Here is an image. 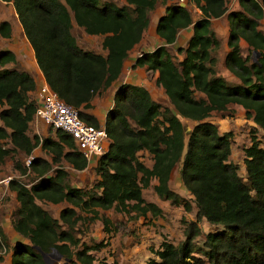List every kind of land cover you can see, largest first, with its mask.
<instances>
[{"label": "trees", "instance_id": "16d2710c", "mask_svg": "<svg viewBox=\"0 0 264 264\" xmlns=\"http://www.w3.org/2000/svg\"><path fill=\"white\" fill-rule=\"evenodd\" d=\"M0 1L11 3L48 87L75 108L84 123L99 127L96 118L85 110L91 107L93 97L117 78L129 50L147 27L149 11L157 0H122L125 5L121 7L100 0ZM237 1L241 10L226 13L228 51L224 57L225 68L239 80L236 85L215 74V58L210 54L218 46L209 28L210 19L225 13L224 0H192L200 12L194 22L185 7L174 2L164 7L155 25L163 44L142 52L131 68L156 72L155 82L171 109L162 108L143 86L120 84L104 116L109 144L96 160L98 180L90 190L69 185L67 172L60 167L61 161L74 170H82L87 164L73 150L67 134L55 130L54 139L27 136L36 108L29 97L35 84L28 73L3 68L14 61V56L8 50L0 51V164L12 153L28 156L37 146L50 155V162L32 157L27 166L13 161L20 175L28 170L34 176L29 186L15 179L7 182L18 204L11 213V226L26 239L9 245L0 228V251L10 250V264H116L98 261L93 255L108 245L112 233L110 220L97 209L133 212L136 217L146 213L157 216L161 210L142 197V189L155 180L152 189L159 199L188 211L189 202L168 186L178 163L180 181L192 197L195 221L181 217L183 239L175 245L163 240L150 251L156 259H148L146 264H264V149L251 132L250 143L243 149L242 180L236 165L228 160L231 132L218 133L207 120L212 112L236 104L264 130V33L258 29L264 0ZM71 22L88 35H102L105 56L84 51L70 41ZM189 25L191 36L185 47L176 49L182 55L176 63L167 45ZM9 35V23L0 21V36ZM239 39L248 46L244 56ZM195 92L203 97H195ZM181 119L193 123L188 135H184ZM140 151L150 155V168L139 160ZM49 170L52 175H46ZM36 200L53 204L64 201L69 206L53 218ZM199 219L220 226L204 234L200 245L194 242L200 232L196 224ZM95 220L101 223L105 238L89 244L80 242L78 224ZM54 252L58 260L49 259Z\"/></svg>", "mask_w": 264, "mask_h": 264}, {"label": "rangeland", "instance_id": "374dc122", "mask_svg": "<svg viewBox=\"0 0 264 264\" xmlns=\"http://www.w3.org/2000/svg\"><path fill=\"white\" fill-rule=\"evenodd\" d=\"M104 1L108 0H100L101 3ZM172 1L175 2L174 0H157L154 8L150 11H158L160 8H164ZM116 3L119 7L125 5L124 2L120 3L117 1ZM184 7L189 11L190 16H200L193 3H187ZM259 27V30L264 33V18L260 21ZM82 32V28L73 23V28L70 33V41L77 45L78 33H81L84 36L88 35ZM89 44L88 47L91 48V52L94 49H98L99 51L101 50L102 52L105 51L104 49L103 51L99 46L96 48L97 44H95V42H89ZM246 53L247 49L242 54L246 55ZM254 58V56H250L251 61L254 60ZM174 61L177 63L176 56H174ZM123 63L124 68L120 70L117 78L111 83L110 88H108V91L106 89L98 95L106 94L105 98L112 100V90L117 84L130 83L141 85L148 91L151 98L157 101L162 108L166 107L171 109L163 89L155 82V73L146 69L131 68L132 59L129 54L124 59ZM44 83L45 81L42 80L40 84ZM194 96L197 98L203 97L198 92H195ZM238 108V106L230 104L224 111L211 113L210 118H207V120L216 126L218 133L228 131L231 132L232 139L228 160L236 165L238 175L242 178V180H245V171L242 162L243 149L250 143L251 132L254 133L256 139L259 141V146L264 149V130L254 126L251 119L245 116L244 109L242 107V109ZM31 122L33 123L30 124V132H34L40 139H43L44 137L54 139V131L59 130L53 129L51 126L43 125L42 123L39 127V122L34 121V118ZM181 122L184 129V135H188L193 123L185 119H181ZM37 123L38 125L36 128L35 125ZM101 127H103V125ZM34 133L29 137H32ZM32 157H40L43 160L50 162V155L40 150L39 146H37L28 156H24L21 152L12 153L11 157L5 158L2 164H0V179L4 178L5 182V184L0 183V219L1 216L4 219L6 215H10V213L14 210L13 203L10 201L11 196L8 194V180L15 179L26 184V186H29L30 180L34 176L33 173L28 172V170H26L24 175H20L18 171L14 170L13 161H18L22 166H27L30 162H28L27 159H32ZM138 157L143 164H149L151 160L148 153H143ZM60 167L67 172L66 180L68 184H72L73 187L77 186L76 188H80L82 190H90L98 179L94 171V166L91 164H87L82 170H74L67 162L61 161ZM178 167L179 163L172 169L168 180V186L172 191L179 194L182 199L189 202L190 209L188 211H184L181 206H173L167 201L159 199L152 189V186L156 183L153 182L154 180L150 183V185H148V187L142 189V197L145 201L154 203L161 210V214L152 216L150 213H146L144 216L136 217L133 215V212H129L127 214L123 212H116L112 208L108 210L98 209L99 215L105 216L110 220L112 233L110 234L108 245L97 252H93L96 260H105L109 263L115 261L116 264H146L148 259H156L154 254L150 251L156 250L163 240L175 245L183 239V225L180 223V218L183 217L188 221H195V208L192 202V197L188 194L180 181ZM46 175H52V170H49ZM94 192L98 193V190L94 189ZM36 203L42 209L49 212L51 207L49 203L40 200H36ZM76 211L79 215H82V213L77 209ZM196 224L200 232L199 235L194 238V242L199 245L203 240L204 234L207 232H214L220 228V226L208 224L204 219L197 220ZM77 228L78 232L76 233V236L79 240H82L83 243L87 242L89 244L91 242H98L105 238L102 225L99 221H93L92 223H79ZM54 258V254L49 257L51 260Z\"/></svg>", "mask_w": 264, "mask_h": 264}, {"label": "crops", "instance_id": "0c3cea01", "mask_svg": "<svg viewBox=\"0 0 264 264\" xmlns=\"http://www.w3.org/2000/svg\"><path fill=\"white\" fill-rule=\"evenodd\" d=\"M108 1H112L116 5H117V3H116L117 1L120 3L123 2L122 0H108ZM256 1L260 2L261 0H256ZM167 2H169V1H167ZM224 3H225V7H226L225 13H223L221 16H219L217 18L210 19L209 28L214 33V35L218 41V46L213 51H210V54H211V56H213L215 58V65H214L215 74L221 76L228 84L230 83L231 85H236L239 83V80L235 76H233L224 66V57L228 51V48H227L228 22H227L226 13L230 12V11H239L241 9H240V6H239L237 0H224ZM120 5H122V4H120ZM156 7H155V9H156ZM196 11L198 12V14H200L198 9H196ZM163 13H164V8H160V10L155 11V12H151V11L149 12L147 27L142 32L141 38L139 39V41L128 52V54L130 55V58L132 59V63H133L134 59L138 55H140L142 52L152 51L157 46L163 44V40L159 36H157V34L155 33V25H156L157 19L161 15H163ZM199 17L200 16H196V17L191 16L192 22L197 20ZM263 18H264V15H263L262 19ZM3 20H5L9 23L10 35L8 37H1L0 36V51L8 50L14 56V61L6 63L3 66V68L9 69V70H15L18 72L24 71V72L28 73L32 77L34 84H35V88L32 91L33 93L32 92L29 93V97L33 98L32 96H34V92L36 90V87L44 79H43L42 74L39 71L37 65L35 64L32 49H31L29 43L27 42V40H26V38L22 32L21 26L17 21L15 12H14L10 2L0 1V21H3ZM260 21H259V23H260ZM72 28H73V22H71V30H72ZM258 29H260L259 25H258ZM191 33H192V25H189L183 29H180L176 34L174 42L170 45H167L169 52L171 53V55L176 56L177 60H180L182 58V55L177 54L175 52L176 49L185 47V44H186L188 38L191 36ZM77 37H78L77 46L84 51H91V48L88 47L89 42H95V44H97L96 48H97V46L101 47V41L103 38L102 35L84 36L81 33H78ZM238 45H239L241 56H244L242 53L245 52L246 49H248L247 44L242 39H239ZM89 46H90V44H89ZM92 52L95 54H99L101 56H105V54H106V51L102 52L101 50L99 51L98 49H94V50H92ZM132 63H131V65H132ZM123 68H124V63H122L121 70ZM137 69H144V68L137 67ZM152 72L156 74V72H154V71H152ZM120 84L121 83L117 84L116 86L118 87ZM110 86L108 88H110ZM116 86L112 90L113 93L116 89ZM108 88H107V91H108ZM113 93H112V97H113ZM105 96H106V94L94 96L90 102L91 107L89 109L85 110L86 113H88V114H90L96 118V120L99 123V126L103 125L105 113L107 110H109L112 107V100L105 98ZM232 105L238 106L239 107L238 109L241 108V106H239V105H236V104H232ZM228 107H229V105L227 106V108ZM212 113H214V112H212ZM31 123H33V122L28 123V129L26 132V134L28 136H31L34 133L32 131L30 132V124ZM40 124L41 123L39 122V127H40ZM252 124L254 125L253 122H252ZM0 125H1V123H0ZM37 125H38V123L35 125L36 128H37ZM29 133H31V134H29ZM143 153L146 154L145 151H140L138 153V156L143 154ZM95 163H96V160H93L90 164L95 166ZM151 163L152 162L150 160L149 164H144V165L147 168H150ZM152 181L153 180H151L150 183H152ZM153 182H155V180ZM0 183L5 184L4 178L0 179ZM70 185L73 186L72 184H70ZM74 187H77V186H74ZM8 194L11 196L10 201H11V203H13V206H14L13 209L15 210L17 205H18L17 201L15 200V193L8 189ZM47 203H49L51 205L48 213L53 218L58 217V213H59L60 209L69 206V204L67 202H64V201L59 202V203H55V204L50 203V202H47ZM11 213H10V215H6L4 217V219L1 216V219H0V228H1L4 236L6 237L8 244L12 245V244L19 242V241L26 242L25 238H23L20 234H18L17 232H15L13 230V228L11 226ZM95 221H98V220H95ZM109 240H110V238H109ZM80 242H82V240H80ZM84 243L88 244L87 242H84ZM0 254H1L0 264H10V250L9 249H7V250L3 249V251H1Z\"/></svg>", "mask_w": 264, "mask_h": 264}, {"label": "built area", "instance_id": "2783aa9c", "mask_svg": "<svg viewBox=\"0 0 264 264\" xmlns=\"http://www.w3.org/2000/svg\"><path fill=\"white\" fill-rule=\"evenodd\" d=\"M174 1L184 6L192 3V0ZM31 99L36 103L34 121L67 134L72 140L73 149L85 158L87 164L106 152L109 141L104 128L101 126L95 128L84 123L78 117L77 110L60 100L46 83L36 87ZM29 159L31 158L27 159L28 162Z\"/></svg>", "mask_w": 264, "mask_h": 264}, {"label": "water", "instance_id": "95a60500", "mask_svg": "<svg viewBox=\"0 0 264 264\" xmlns=\"http://www.w3.org/2000/svg\"><path fill=\"white\" fill-rule=\"evenodd\" d=\"M179 6H181V7H184V5L183 4H180ZM255 55H256V53H254ZM54 254V256H55V260H58L60 257H59V255L58 254H56L55 252L53 253ZM43 256V258H44V260H46L45 259V255H42ZM48 264V263H47ZM66 264V263H65Z\"/></svg>", "mask_w": 264, "mask_h": 264}]
</instances>
